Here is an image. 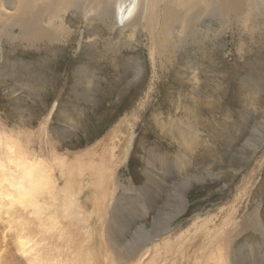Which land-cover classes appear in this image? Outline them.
Listing matches in <instances>:
<instances>
[{
	"label": "rangeland",
	"instance_id": "1",
	"mask_svg": "<svg viewBox=\"0 0 264 264\" xmlns=\"http://www.w3.org/2000/svg\"><path fill=\"white\" fill-rule=\"evenodd\" d=\"M87 1L0 0L3 253L264 264V0Z\"/></svg>",
	"mask_w": 264,
	"mask_h": 264
},
{
	"label": "bare ground",
	"instance_id": "2",
	"mask_svg": "<svg viewBox=\"0 0 264 264\" xmlns=\"http://www.w3.org/2000/svg\"><path fill=\"white\" fill-rule=\"evenodd\" d=\"M16 1V0H15ZM25 1H28V0H22V2H25ZM87 1V0H86ZM95 1V0H94ZM104 1V0H103ZM101 1V4L97 7V9H95V14L100 17V18H111V15L114 14V11L116 13H119V14H123L126 12V16H129L130 19H128L122 26H126L128 25L129 23L135 21L138 17H139V14L142 13L140 10L141 8L143 9L142 7V0H115L114 1V7L112 9V12L109 13L110 10H107L106 6L104 5L105 3ZM153 1V0H152ZM158 1V0H157ZM171 1V0H170ZM195 0H186V2L184 4H189L190 6H192L193 4H195L194 2ZM198 1V0H197ZM206 3L210 4V5H214L215 3V0H204ZM218 2V6H220L222 9H224V11L226 12H229V11H234L235 13V10L239 7V5L241 4V1L240 0H216ZM62 2V1H61ZM76 2V1H75ZM88 2V1H87ZM98 2V1H97ZM161 2V1H160ZM254 2V1H253ZM32 3V2H31ZM54 3V2H52ZM148 3V2H147ZM151 3V1H150ZM155 3V2H154ZM153 3V4H154ZM183 3V2H182ZM201 3V2H200ZM33 4V3H32ZM55 4V3H54ZM57 4V3H56ZM69 4V3H68ZM89 4V3H88ZM95 4V3H94ZM99 4V3H98ZM156 4V3H155ZM159 4V3H157ZM199 4V3H198ZM243 4V2H242ZM36 5V3H35ZM38 5V4H37ZM48 5V4H47ZM52 5V4H51ZM50 5V6H51ZM70 5V4H69ZM129 5L130 8H128L127 10L125 6ZM201 5V4H200ZM71 6V5H70ZM75 5H73V8L75 9L74 7ZM97 6V4H96ZM149 6V5H148ZM148 6H144V9L147 10L148 9ZM151 6V5H150ZM156 6V5H155ZM185 6V5H184ZM216 6V5H215ZM36 7V6H35ZM171 7V6H170ZM213 7V6H212ZM43 8V7H42ZM54 8V7H53ZM63 8V7H62ZM78 8V7H77ZM156 8V7H155ZM200 8V7H199ZM203 8V6L201 7ZM240 8V7H239ZM30 9L29 6H27V4L24 3L22 9H21V15L24 16L27 12V10ZM44 9V8H43ZM46 9V7H45ZM66 9V8H64ZM93 9V8H92ZM143 9V10H144ZM150 9V8H149ZM148 9V10H149ZM171 9V8H170ZM214 9V8H213ZM19 10V9H18ZM57 10V9H56ZM81 10V9H80ZM142 10V11H143ZM144 10V11H145ZM168 10L169 8L168 7H164L163 8V14L165 15L166 19L167 16H166V13H168ZM175 10V9H174ZM173 10V11H174ZM29 11V10H28ZM35 11H38V9H36ZM41 12V10H39ZM43 11V10H42ZM45 11V10H44ZM170 11V10H169ZM200 11V9H199ZM202 11V10H201ZM31 12V11H29ZM63 12V11H62ZM66 12V11H65ZM81 12V11H80ZM78 12V13H80ZM94 12V11H93ZM198 12V11H196ZM204 12V11H203ZM255 12V11H254ZM48 13V12H47ZM53 13V12H52ZM69 13V11H68ZM154 13V12H153ZM152 13V14H153ZM38 14V13H37ZM56 13H54L53 15H55ZM20 15V14H19ZM34 15V14H33ZM46 15V14H45ZM82 15V14H81ZM162 15V14H161ZM18 16V14H17ZM37 16V15H36ZM41 16V15H40ZM61 16V15H60ZM95 16V15H94ZM147 16V15H146ZM154 16V15H153ZM176 16V13L174 12H169L168 13V17L170 19L174 18ZM20 17V16H19ZM18 17V18H19ZM48 17V16H47ZM56 17V16H54ZM69 17V16H68ZM88 17V15H87ZM164 17V16H163ZM206 17V16H205ZM22 18V17H21ZM25 18V17H24ZM50 18V17H49ZM213 18V17H211ZM11 19V18H10ZM48 19V18H47ZM53 19V18H52ZM72 19V18H70ZM90 19V18H89ZM92 19V18H91ZM18 20V19H17ZM16 20V21H17ZM84 20V19H83ZM157 20V19H156ZM174 20V19H173ZM177 20V19H176ZM12 21V20H11ZM54 21V20H53ZM70 21V20H69ZM74 22V21H73ZM164 22V21H163ZM39 23V22H38ZM84 23V22H83ZM89 23V22H88ZM116 23V22H115ZM154 23V22H153ZM157 23V22H156ZM178 23V22H177ZM33 24V23H32ZM37 24V23H35ZM90 24V23H89ZM138 24V23H137ZM163 23H161L162 25ZM26 25V24H24ZM44 25V24H42ZM50 25V24H49ZM65 25V24H64ZM75 25V24H74ZM58 26V25H57ZM71 26V25H70ZM84 26V24L82 25ZM132 26V25H131ZM157 26V24H156ZM20 27V26H19ZM25 27V26H24ZM34 27V26H33ZM36 27V26H35ZM49 27V26H48ZM51 27V26H50ZM59 27V26H58ZM138 27V26H137ZM161 27V26H160ZM196 27V26H195ZM46 28V27H44ZM135 28V27H134ZM176 28V27H175ZM49 29V28H48ZM51 29V28H50ZM55 29V28H54ZM78 29V28H77ZM116 29V28H115ZM27 30V29H26ZM30 30V29H29ZM58 30V29H57ZM81 30V29H80ZM32 31V30H31ZM69 31V30H68ZM72 31V30H70ZM85 31V30H84ZM179 31V30H178ZM42 32V31H41ZM43 32H45L43 30ZM48 32V31H46ZM52 32V31H51ZM65 32V31H64ZM23 34L24 31L22 32ZM56 33V32H55ZM54 33V34H55ZM66 33V32H65ZM71 33V32H70ZM31 35V34H30ZM37 35V34H36ZM58 35V34H57ZM62 35V34H61ZM159 35V33H158ZM53 36V35H52ZM48 37V36H47ZM176 37V36H175ZM27 38V37H26ZM30 38V37H29ZM33 38V37H32ZM93 38V37H92ZM31 39V38H30ZM44 39V38H43ZM48 39V38H47ZM27 43V42H26ZM31 43V42H30ZM23 44V43H22ZM23 164V163H22ZM19 165V164H18ZM20 166V165H19ZM32 166V165H30ZM22 167V166H21ZM34 167V165L32 166ZM31 167V168H32ZM35 169V168H34ZM33 169V171H34ZM21 170V169H20ZM19 170V171H20ZM24 171V170H23ZM26 172V171H25ZM35 172V171H34ZM18 174V173H16ZM38 174V173H36ZM20 176V173L18 175V177ZM38 176H42L41 174ZM31 177V176H30ZM29 178V177H28ZM42 178V177H41ZM15 179V178H13ZM21 179H26L23 175H21ZM30 179V178H29ZM21 180V181H22ZM23 181H26V180H23ZM27 182V181H26ZM43 182V181H42ZM41 182V183H42ZM150 182V181H149ZM21 184V183H19ZM24 184V183H23ZM34 186H36V182L33 183ZM18 186V185H17ZM33 186V187H34ZM156 187V186H155ZM22 188V187H21ZM18 189V187H17ZM30 193H31V189H27V190H20L18 189V196L19 195H23V196H30ZM17 199V198H16ZM7 208V207H6ZM10 209V208H9ZM1 210V209H0ZM15 212V211H14ZM2 216V215H1ZM3 217V216H2ZM5 219V218H4ZM7 226V225H6ZM25 229V228H24ZM7 231V230H6ZM29 231V230H28ZM1 233V232H0ZM27 233V232H26ZM25 234H21V233H18L17 234V246H16V251L19 252L21 254V259L18 258L16 256V254H12L11 252H6V253H3V249H2V246H0V264H4L5 262H7L6 264H20L22 261L23 264H57V259L52 255L51 253V249L50 247L46 249V246H49L48 242H45L44 238L42 239V241H37V243H33V244H30V240L28 239V236ZM3 234V232L1 233ZM0 234V235H1ZM47 238V237H45ZM47 240V239H46ZM0 242L1 243H4L6 245V241H5V236L4 234L0 236ZM45 251V252H44ZM5 252V251H4ZM8 260V261H7Z\"/></svg>",
	"mask_w": 264,
	"mask_h": 264
}]
</instances>
